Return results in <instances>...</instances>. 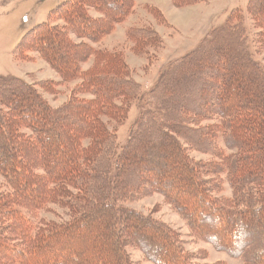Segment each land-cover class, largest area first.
Segmentation results:
<instances>
[{
  "label": "trees",
  "instance_id": "obj_1",
  "mask_svg": "<svg viewBox=\"0 0 264 264\" xmlns=\"http://www.w3.org/2000/svg\"><path fill=\"white\" fill-rule=\"evenodd\" d=\"M134 7L65 0L21 38L19 58L37 53L63 81L80 80L61 106L35 84L0 76V264H135L129 248L152 264H210L197 263L170 225L122 205L152 193L195 237L243 264H264V64L248 48L245 13L230 11L143 93L122 51L93 46ZM247 13L264 42V0H248ZM127 38L138 56L163 43L151 26L130 27ZM56 84L40 87L54 93ZM136 100L138 118L119 147L109 125L122 124ZM223 174L231 197L221 194ZM53 206L68 219H39Z\"/></svg>",
  "mask_w": 264,
  "mask_h": 264
},
{
  "label": "rangeland",
  "instance_id": "obj_2",
  "mask_svg": "<svg viewBox=\"0 0 264 264\" xmlns=\"http://www.w3.org/2000/svg\"><path fill=\"white\" fill-rule=\"evenodd\" d=\"M65 0H0V76L18 77L37 85L43 96L50 104L57 108L65 102L75 85L80 81H63L61 77L37 53H32L33 60H23L16 53V47L24 34L36 24L48 20L49 13L59 3ZM135 7L129 17L118 24L113 32L99 42H94L95 48L120 50L133 71V79L140 84L141 92L147 93L157 82L161 71L170 62L179 60L183 55L194 50L200 41L216 26L224 23L227 15L233 9H241L245 13V24L249 34L248 48L253 57L264 64V42H259L255 36V29L247 13L248 0H205L198 5L176 7L171 0H133ZM158 7L167 20L156 19L150 8ZM180 8V9H179ZM151 26L159 32L163 43L159 48L149 49V53L138 56L131 50L133 42L127 38L130 27ZM92 59L82 63L83 70L91 66ZM54 81L58 91L47 92L41 89V82ZM89 97L90 95H85ZM134 103V102H133ZM138 100L132 104L127 119L120 125L110 123L115 129L118 146L126 144L133 131L139 114ZM115 127V128H114ZM220 146H224L220 139ZM195 159H214L210 154L196 150L191 151ZM62 156L59 157V159ZM226 175H222L225 197L232 196V189ZM3 178L0 175V183ZM145 215L170 225L180 233L186 249L195 254L197 263L243 264L241 257L232 256L225 251L218 250L212 243L195 237L188 222L168 204L163 195L152 193L148 196L128 200L122 203ZM38 217L48 220L68 219L65 210L53 206V211L42 210ZM218 227V224H216ZM83 250L82 248L80 249ZM129 254L135 264H152L138 248H129Z\"/></svg>",
  "mask_w": 264,
  "mask_h": 264
},
{
  "label": "crops",
  "instance_id": "obj_3",
  "mask_svg": "<svg viewBox=\"0 0 264 264\" xmlns=\"http://www.w3.org/2000/svg\"><path fill=\"white\" fill-rule=\"evenodd\" d=\"M203 1H205V0H203ZM202 1V2H203ZM199 3H197V4H194V5H198ZM200 4H201V2H200ZM188 6H191V5H188ZM188 6H184V7H188ZM184 7H182V8H184ZM180 9V8H179Z\"/></svg>",
  "mask_w": 264,
  "mask_h": 264
}]
</instances>
